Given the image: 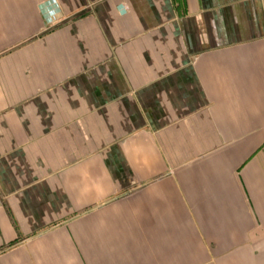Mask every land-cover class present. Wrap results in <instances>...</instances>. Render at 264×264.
Wrapping results in <instances>:
<instances>
[{
  "label": "crops",
  "instance_id": "obj_1",
  "mask_svg": "<svg viewBox=\"0 0 264 264\" xmlns=\"http://www.w3.org/2000/svg\"><path fill=\"white\" fill-rule=\"evenodd\" d=\"M0 264H264V0H0Z\"/></svg>",
  "mask_w": 264,
  "mask_h": 264
}]
</instances>
